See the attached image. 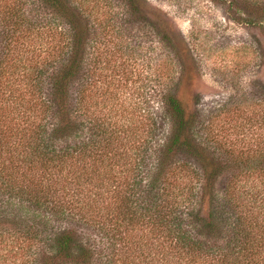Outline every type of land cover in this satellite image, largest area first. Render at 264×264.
I'll list each match as a JSON object with an SVG mask.
<instances>
[{
	"label": "trees",
	"instance_id": "1",
	"mask_svg": "<svg viewBox=\"0 0 264 264\" xmlns=\"http://www.w3.org/2000/svg\"><path fill=\"white\" fill-rule=\"evenodd\" d=\"M101 1L40 0L54 14L58 63L49 77V95L29 96V107L21 111L0 102V243L9 238L28 241L29 247L42 243V259L37 252L25 264H61L58 259L96 264L95 258L98 264H118L122 256H127L124 264H264L263 191L241 186V178L221 198L213 191L220 163L210 149L211 129L200 128L201 134L195 128V112L185 99L164 97L171 129L155 143L149 167L143 132L132 133L135 141L141 139L132 146L128 130L121 135L99 118L87 128L68 115L71 80L83 64L85 21L94 12L105 14ZM27 3L0 0L6 32L24 37L37 29L26 15ZM131 4L139 9L134 0ZM95 15L100 28L114 27L112 18ZM15 66L1 65L0 86ZM44 74L39 70L36 85ZM28 78L30 87L33 78ZM50 112L59 119L47 120ZM149 134L155 138L156 128ZM179 154L188 160L178 161ZM249 159L240 161L239 172L249 170L264 181V168L249 165ZM57 220L67 224L56 227ZM79 222L108 233L111 253L102 254L95 239L72 226Z\"/></svg>",
	"mask_w": 264,
	"mask_h": 264
},
{
	"label": "rangeland",
	"instance_id": "2",
	"mask_svg": "<svg viewBox=\"0 0 264 264\" xmlns=\"http://www.w3.org/2000/svg\"><path fill=\"white\" fill-rule=\"evenodd\" d=\"M25 1L26 15L38 23L36 30L18 37L0 25V67L16 65L9 82L0 86V102L12 111L29 107V96L50 94L49 77L58 63L54 60L52 9L40 0ZM132 1L103 0L100 10H106L105 14L89 13L83 64L68 91L70 118L87 128L99 118L106 128L122 131L121 135L128 130L132 146L141 143L133 134L143 132L149 167L155 143L164 141L171 129L172 117L164 97L176 94L195 112V128L211 129L210 149L220 163L213 191L221 198L235 179L241 178V186L264 194V181L249 170L239 172L238 166L250 158L249 165L264 168V0H134L138 10ZM94 14L112 18L114 27L100 28ZM39 70L45 74L36 85ZM29 76L33 78L30 87L25 85ZM27 89L31 93H25ZM52 112L47 120L59 119L58 115L52 117ZM153 127L155 138L149 134ZM176 159L188 160L182 154ZM180 181L179 186L184 187L186 178ZM53 223L56 227L67 224ZM72 226L95 239L102 254L111 253L112 239L104 230L81 222ZM27 243L20 238H9L7 244L1 241L0 264H25L37 252L38 260L42 259L43 244L29 247ZM116 246L122 247L120 243ZM57 262L69 264L61 259ZM95 262L98 264L96 258Z\"/></svg>",
	"mask_w": 264,
	"mask_h": 264
}]
</instances>
